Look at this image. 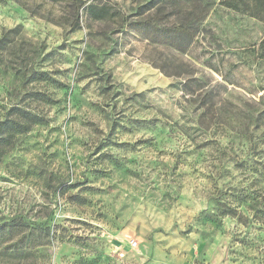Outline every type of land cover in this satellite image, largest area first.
<instances>
[{"label":"rangeland","instance_id":"obj_1","mask_svg":"<svg viewBox=\"0 0 264 264\" xmlns=\"http://www.w3.org/2000/svg\"><path fill=\"white\" fill-rule=\"evenodd\" d=\"M145 1L0 0V122L41 121L0 139V264H264V21L215 0L181 54Z\"/></svg>","mask_w":264,"mask_h":264},{"label":"trees","instance_id":"obj_2","mask_svg":"<svg viewBox=\"0 0 264 264\" xmlns=\"http://www.w3.org/2000/svg\"><path fill=\"white\" fill-rule=\"evenodd\" d=\"M18 3L19 0H16ZM51 3H60L74 8V19L71 21L72 28H79V11H86L87 18L93 22L108 21L112 16L105 6L97 7L90 0H47ZM251 5L248 0H219L218 5L234 11L248 14L264 21V0H252ZM215 0H147L144 6L139 7V16L146 11L155 10L153 17L136 19L127 25V28L136 32L155 45H165L170 49L186 54L197 40V29L203 23L215 5ZM256 2V3H255ZM143 8V9H142ZM169 9L168 17L177 18V22L160 19L156 16L161 10ZM263 10V11H261ZM260 48L264 50V39L261 41ZM264 58V52L260 58ZM15 119H4L0 122V139H10L13 134H24L28 130L27 125L39 124L41 121L30 113L20 108H12L8 112ZM25 124H22V123ZM3 136V137H1ZM18 227L29 228L28 224L16 219L0 224V233L4 229L14 230ZM39 229V228H38Z\"/></svg>","mask_w":264,"mask_h":264}]
</instances>
